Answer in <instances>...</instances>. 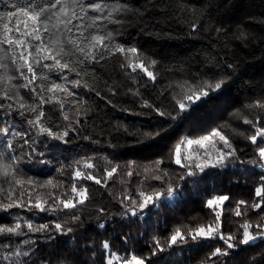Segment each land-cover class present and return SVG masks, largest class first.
I'll list each match as a JSON object with an SVG mask.
<instances>
[{
    "label": "trees",
    "instance_id": "1",
    "mask_svg": "<svg viewBox=\"0 0 264 264\" xmlns=\"http://www.w3.org/2000/svg\"><path fill=\"white\" fill-rule=\"evenodd\" d=\"M106 2L123 6L111 20L99 22L100 31L110 33L112 52L99 63L75 65L74 70L38 69L50 79L37 80V85L60 83L72 95L58 92L59 102L41 104V97L47 100L53 93L16 88L6 100L0 92V152L6 160L19 158L16 178L24 181L19 185L0 176V227L20 223L22 231L0 235V264H11L3 257L21 264H123L133 255L145 264H264V229L256 227L264 225V161L258 151L264 137L256 143L249 139L257 128H264V107L257 106L264 104V0ZM49 3L0 0V17L38 11ZM116 46L136 48L138 54L116 52ZM129 61H143L155 80L139 67L133 71ZM0 62L9 64L0 75L19 77L10 60ZM77 80L80 85L74 86ZM221 81V88L215 89ZM13 83L26 81L18 78ZM20 96L24 109L19 108ZM41 111L40 123H29ZM41 127L62 138L42 133ZM214 130L231 147L219 136L206 141L204 148L181 144L182 157L191 159L175 163V145ZM222 153L232 155L217 163ZM85 161L95 167L84 168ZM113 167L117 171L109 178L106 171ZM77 169L85 175L76 177ZM88 174L102 182L88 179ZM74 185L86 188L89 198L63 209L60 200L78 199ZM257 188L262 191L259 197ZM141 193L153 196L143 209ZM221 195L229 200L217 222L206 202ZM241 200L247 203L236 216ZM38 201L46 211L35 207ZM256 203L262 207L253 209ZM28 223L48 227L32 232ZM245 223L257 237L249 244L242 243ZM209 224L218 226L225 239L216 235L193 240L189 235L190 229ZM178 228L184 239L171 244ZM229 236L233 239L227 240ZM217 248L221 253L213 255ZM15 252L28 255L17 258Z\"/></svg>",
    "mask_w": 264,
    "mask_h": 264
},
{
    "label": "snow or ice",
    "instance_id": "2",
    "mask_svg": "<svg viewBox=\"0 0 264 264\" xmlns=\"http://www.w3.org/2000/svg\"><path fill=\"white\" fill-rule=\"evenodd\" d=\"M123 10V6L119 3L110 5L106 0H93V2H87V0H51V3L47 7H41L40 10L32 11H22L19 14L12 13L7 17H0V45H7V49L0 47V53H3L0 56V61L5 59L10 60L11 65L15 68V71L19 73V77L11 74L0 75V92H2V98L6 100L12 99L10 91L16 88H23L31 93H37L39 89L41 92L47 91L53 93L52 97H49L45 100L43 97L40 99L41 104L59 102L55 98V94L58 92H65L68 95L72 93L68 92V89L65 88L62 84L52 82L50 84H36L37 80L48 81L50 79L49 75L45 74L38 69H46L48 73L53 72L54 70L63 71L74 70L75 65H91L94 63H99L105 58L106 53L112 52V48L109 47L108 41H110V33L100 31L99 22L103 19L111 20L114 13H119ZM90 12L98 13L99 15H89ZM107 13V16L104 14ZM22 18V19H21ZM7 22H3L4 20ZM74 21H79V23H73ZM89 29H94L89 32ZM13 33H18L19 35H14ZM87 33V34H86ZM35 42V43H34ZM116 52L120 53H133L138 54V49H124L121 46L115 47ZM51 61L52 63H47ZM155 64V61L152 62ZM129 67L133 71L137 67L141 68L147 73V75L155 80L153 72L149 71L148 68L144 65L143 61H140L138 64H133L129 61ZM9 64L0 62V69H8ZM26 70V71H25ZM79 75V73H77ZM22 78L26 83L14 84L13 81ZM222 81L215 84V89H220L222 86ZM74 86H79L80 81H73ZM208 87H212L209 85ZM19 96V93H16ZM203 95L207 96L208 92H203ZM199 98V97H197ZM20 103L19 108L24 109L26 104L22 96L19 97ZM191 99V97H189ZM259 107H264V104L257 105ZM11 108L12 105H9ZM28 110L36 111V108L31 105H27ZM181 110L185 109L184 104H180ZM44 116V113L41 111L37 115L35 121H29V123H40V118ZM68 119L67 116L64 117ZM79 121H77L78 123ZM244 123L251 124L252 121L245 119ZM4 133L7 134L8 129H3ZM40 131L42 133H47L54 138L60 139L62 137L56 136L48 128L41 127ZM159 133H156L158 135ZM63 135H67L65 132ZM219 136L220 140L224 142L225 146L231 147L229 141L224 135L219 131L214 130L212 133L206 136H202L198 139L192 140L188 139L186 141H181L175 145L174 156L175 163L181 164L182 158L184 160L191 159L190 156L181 155V144H185L191 148L192 145H199L201 148L205 147L206 141H211L213 137ZM258 137H264V128H257L254 135L250 136L249 139L252 143H256ZM27 143V141H25ZM12 145L7 144V148L11 149ZM259 156L262 161H264V147L259 148ZM226 155H232V153L224 154L222 153L218 158L217 163H223ZM79 163V162H78ZM19 165V158L16 156L8 157L5 159V153L0 152V176L2 177H11L16 184L23 185L24 181L16 178L17 168ZM207 166V165H205ZM215 166V165H213ZM264 167V164L261 165ZM84 168H94L95 164L90 161H85L83 164ZM201 171H203L204 166L200 164L196 165ZM117 168L113 167L110 171H106L107 177H112L116 173ZM85 174L79 169L75 171L76 177H82ZM131 175V173H129ZM88 179H94L97 184H100L102 181L96 179L91 174H88ZM264 179V177H262ZM49 183H51L49 181ZM72 192L76 193L78 199L73 202L72 199L69 200H60L63 209L75 208L76 204H83L88 200V190L86 188L77 189L74 185L72 187ZM169 195L172 193V189H168ZM261 188L256 189V196H261ZM143 197V203L139 205L141 209L146 207L149 203L153 202L152 195H145L141 193ZM155 196L159 198L160 193H156ZM229 197L226 195L214 196L211 199L207 200L206 206L209 209H212L215 212V219L217 222L221 220V215L225 201H228ZM246 201H239L235 209V215L241 216L243 213L240 210V206L246 204ZM35 207L39 208L41 211H46L44 208L43 202L38 201L35 204ZM253 209H259L262 207L260 203L251 205ZM219 208L220 211H216ZM51 210L55 211L56 208L53 207ZM135 215V212L132 213ZM29 231L37 232L43 229H46L48 225H40L39 227H34L31 223L26 225ZM252 226L248 223L242 225L243 228V240L242 243L249 244L254 241L257 237L254 236L249 229ZM257 228L264 229V225L257 224ZM55 228L60 230L62 225L57 223ZM70 231V230H69ZM0 235H22L21 224L17 223L14 227H0ZM189 235L193 240L201 239H211L216 235H219L221 240H224L225 237L222 233L219 232L218 226H213L211 224L204 226L200 225L194 229L189 230ZM261 236H264V231L260 233ZM184 235L181 230L178 228L175 233L171 236V244H176L178 241H182ZM233 237L229 236L227 240H232ZM227 243V241H225ZM24 243H28L24 241ZM228 248H232L233 244L227 243ZM2 247V246H0ZM105 249L109 247L107 243L103 245ZM221 253V249L217 248L213 255ZM15 257H20L21 255L27 256V252H15ZM4 260H10L11 264H21L19 259L11 260L10 257H3ZM111 264V261H109ZM123 264H145L143 258L133 255L129 259H124Z\"/></svg>",
    "mask_w": 264,
    "mask_h": 264
},
{
    "label": "rangeland",
    "instance_id": "3",
    "mask_svg": "<svg viewBox=\"0 0 264 264\" xmlns=\"http://www.w3.org/2000/svg\"><path fill=\"white\" fill-rule=\"evenodd\" d=\"M188 148V147H187Z\"/></svg>",
    "mask_w": 264,
    "mask_h": 264
}]
</instances>
